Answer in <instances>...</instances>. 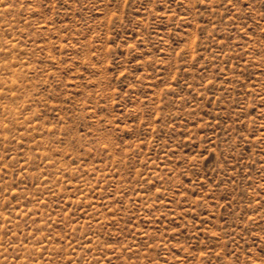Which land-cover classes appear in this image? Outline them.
I'll list each match as a JSON object with an SVG mask.
<instances>
[{
	"label": "rangeland",
	"instance_id": "1",
	"mask_svg": "<svg viewBox=\"0 0 264 264\" xmlns=\"http://www.w3.org/2000/svg\"><path fill=\"white\" fill-rule=\"evenodd\" d=\"M0 264H264V0H0Z\"/></svg>",
	"mask_w": 264,
	"mask_h": 264
}]
</instances>
